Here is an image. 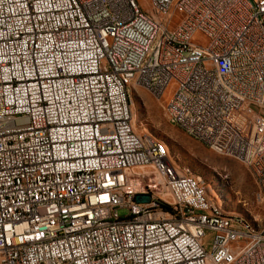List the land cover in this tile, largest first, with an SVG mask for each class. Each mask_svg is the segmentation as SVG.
Segmentation results:
<instances>
[{"label":"built area","instance_id":"obj_1","mask_svg":"<svg viewBox=\"0 0 264 264\" xmlns=\"http://www.w3.org/2000/svg\"><path fill=\"white\" fill-rule=\"evenodd\" d=\"M145 5L0 0V264H264V223L217 210L130 107L174 81L163 112L240 157L264 211V0Z\"/></svg>","mask_w":264,"mask_h":264},{"label":"rangeland","instance_id":"obj_2","mask_svg":"<svg viewBox=\"0 0 264 264\" xmlns=\"http://www.w3.org/2000/svg\"><path fill=\"white\" fill-rule=\"evenodd\" d=\"M139 1L146 4V0ZM194 39L204 43L199 33ZM173 87L174 81H170L160 97L142 87L130 90L134 130L165 142L173 161L194 173L209 198L227 213L238 214L248 221L257 218L258 223L264 222V211L255 198L257 187L251 168L235 154L211 150L168 121L162 106L171 96ZM207 238L209 234L204 239Z\"/></svg>","mask_w":264,"mask_h":264},{"label":"bare ground","instance_id":"obj_3","mask_svg":"<svg viewBox=\"0 0 264 264\" xmlns=\"http://www.w3.org/2000/svg\"><path fill=\"white\" fill-rule=\"evenodd\" d=\"M131 90V89H130ZM146 90H148L149 91V89H146ZM149 92H151V93H153L155 96H157V97H159L154 91H149ZM132 106V100H131V97H130V107ZM165 113V116L167 117V119H168V121L169 122H171L172 124H173V122L170 120V118L168 117V114H167V112H164ZM182 131H184L185 133H187L188 135H190V136H192V137H194V134L193 133H191V132H189V131H187L186 129H181ZM143 136L144 137H146L151 143H153L155 146H159V147H162V149H163V151H165L166 152V154L167 155H169V157H170V154H169V151H168V148H167V146H166V144H165V142H163L162 140H159V139H156L155 137H151V136H148V135H145V134H143ZM199 141V140H198ZM201 142V141H200ZM201 143H203V142H201ZM204 144V143H203ZM207 146V145H206ZM171 158V157H170ZM172 159V158H171ZM173 160V159H172ZM194 174V173H193ZM194 176H195V174H194ZM196 177V176H195ZM196 179H197V177H196ZM198 182H199V179H198ZM200 183V182H199ZM200 185H201V183H200ZM202 186V185H201ZM203 188V187H202ZM205 191V190H204ZM205 194H206V191H205ZM207 195V194H206ZM207 196H209V195H207ZM210 203L211 204H215L216 205V208H217V210H219L221 213H223V214H226V215H228V216H231L232 218H234V219H243L245 222H246V225L247 226H252V227H260L261 226V223H258L257 222V218H253L254 219V221H248V220H246L244 217H242V216H240V215H238V214H231V213H227L217 202H214V201H212L211 199H210ZM262 223H264V222H262Z\"/></svg>","mask_w":264,"mask_h":264},{"label":"water","instance_id":"obj_4","mask_svg":"<svg viewBox=\"0 0 264 264\" xmlns=\"http://www.w3.org/2000/svg\"><path fill=\"white\" fill-rule=\"evenodd\" d=\"M134 200L137 202H147L149 200V194H135Z\"/></svg>","mask_w":264,"mask_h":264},{"label":"crops","instance_id":"obj_5","mask_svg":"<svg viewBox=\"0 0 264 264\" xmlns=\"http://www.w3.org/2000/svg\"><path fill=\"white\" fill-rule=\"evenodd\" d=\"M230 213H232V212H230ZM204 245H205V247H208V245H209V239L208 238L204 239Z\"/></svg>","mask_w":264,"mask_h":264}]
</instances>
